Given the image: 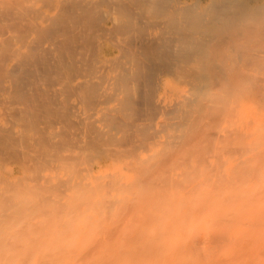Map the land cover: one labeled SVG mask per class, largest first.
Listing matches in <instances>:
<instances>
[{"label": "bare ground", "instance_id": "6f19581e", "mask_svg": "<svg viewBox=\"0 0 264 264\" xmlns=\"http://www.w3.org/2000/svg\"><path fill=\"white\" fill-rule=\"evenodd\" d=\"M256 114L264 0H0V264H139L161 249L176 253L170 264H205L197 258L211 259L213 243L246 239L226 240L225 218L220 235L205 230L221 195L261 183ZM220 137L228 154L215 153ZM255 214L246 225L264 224ZM203 238L185 261L199 250L179 241Z\"/></svg>", "mask_w": 264, "mask_h": 264}, {"label": "rangeland", "instance_id": "374dc122", "mask_svg": "<svg viewBox=\"0 0 264 264\" xmlns=\"http://www.w3.org/2000/svg\"><path fill=\"white\" fill-rule=\"evenodd\" d=\"M171 81H172V80H171V78H170V82H169V84H168V87L171 88V90H172V89L174 90V89H176L175 84H176V82H178V81L175 82L174 79H173L174 82H173V81L171 82ZM174 83H175V84H174ZM173 84H174V85H173ZM172 85H173V86H172ZM176 85H177V84H176ZM178 85L180 86V83H178ZM178 85H177V87H178ZM178 89H180V87H178ZM168 90H169V89H168ZM168 98H170V96H169ZM255 112H256V111H255ZM255 116L258 117L259 120H260V118H262V117L264 118L263 115H262V116H260V115L257 116V114H256ZM218 120H219V119H218ZM218 120H217V123L214 124L215 127H216V124H218ZM259 120H258L257 122H259ZM223 121H224V120H221V121H220V125L223 124ZM225 123H226V124H225ZM227 123H229V121H225V122H224V124H225L226 126L228 125ZM224 124H223V126H224L225 128H223V130L227 129V127H228V126L226 127ZM229 124H230V123H229ZM220 125L218 124L217 127H219ZM259 125H260V124H259ZM259 125H255V127H254V129H253V130H254V138H255V137L258 138V135H257V134H259V133L261 134V131H259V130L257 129L258 127H256V126H259ZM212 126H213V125H212ZM214 126L212 127V130H211V133H212V134H209V136H212V135H213ZM221 126H222V125H221ZM230 127H231V125L229 126L228 129H230ZM260 128H261V127H260ZM217 129H220V128H217ZM228 129H227L226 131H228ZM230 130H231V129H230ZM230 130H229V133H230ZM215 131H216V130H215ZM217 131H218V130H217ZM258 131H259V132H258ZM223 132L225 133V131H222V129H221V135H222ZM227 133H228V132H227ZM227 133H225V134H227ZM229 133H228V134H229ZM217 134H218V132H217ZM217 134H216V136L218 137ZM260 134H259V136H260ZM214 135H215V134H214ZM219 135H220V130H219ZM229 135H230V136H229ZM229 135H228L229 137H228V136L226 137V136H223V135H222V139L224 140L223 137H225L226 139L228 138L227 141H230V142H231V139H229V138H231V135H232V134H229ZM213 137H215V136H213ZM215 138H216V137H215ZM215 138H214V139H215ZM209 139H210V138H209ZM209 139H208V140H209ZM217 139H218V140H217V141H218V144H217L218 147H217L216 150H215V147H214V150H215V153H216V154H217V150H218V148H219V149H223V151L227 150V149H225V147L223 148V146H221V145H222L221 143H219V142H221V141H220V140H221V137H220V139H219V138H217ZM226 139H225V141H226ZM210 140L214 142V143L211 142V144L216 145V143H215L216 141L212 140V138H211ZM254 140H256V138H255ZM257 140H258V139H257ZM225 141H224V142H225ZM208 142H210V141H208ZM224 142L222 141L223 144H224ZM230 142H227V144L230 143ZM206 144H207V143H206ZM206 144H205L204 147L210 145V144H207V145H206ZM220 144H221V145H220ZM227 144H226V145H227ZM219 145H220V146H219ZM230 145H231V144H230ZM230 145L228 144V147H227V146H226V147L229 149ZM224 146H225V144H224ZM212 147H213V146H212ZM209 148H210V146H209ZM205 149L208 150V147L205 148ZM205 149H204V151H207V150H205ZM210 150H211V153L214 154L213 148H212V149H209L208 152H210ZM225 152H226V151H225ZM228 152H229V151H227L226 153L228 154ZM220 153H222L221 150L218 151V154H220ZM223 153H224V152H223ZM226 153H224L225 156L227 155ZM221 156H222L221 160L225 159V157H223V155H221ZM219 160H220V159H219ZM262 168H264V167H262ZM262 168H261L260 171H261V173L264 175V172H263V169H262ZM259 173H260V172H259ZM259 173H258L257 176L259 177L258 180L261 181V183H260L261 186H260V185H254L253 190H252V189L250 190L249 186H251V188H252V186H253V184H252V182H253V178H252L251 181L248 179L250 182H248V180H247V182H246V180H241V182H240V180H239L240 184L242 183V181H245V182L241 185V186H242V187H241V189H242L241 192L243 191V188H244V189H245V188H249V189H245V190H244V193H243V192H242V193H240V192L238 193V195L240 194L241 196H242V195L245 196V191L248 190V191H247V194H246V197H245V199L247 200V199L252 198V196H253L252 194H254V191H255L256 189H258V186H260V188H259L257 191H255V192L259 193V195H260V193H261V195L259 196V200H258V198H256V197H257V195H255L256 193H255L254 196H253V197H255L256 199H255V198H252L253 200L255 199V201H256V202H254V203H253V201L251 202L250 200H247V201H246V200L244 199L243 196H242L243 198H240V199H243V202H241L242 200L238 199L240 195L238 196L237 199H234V197H237V194L233 195V196H234V197H233V200H232V198H230V200H228V199H229V196H230V197H232V196H231V195H228L227 193H229V191H231V193H229V194H232V192H233V194H234L235 191H236V190L239 191L240 188L237 189V188H233V187H232L233 190L224 189V191H223L222 193H224V195H225V194L228 195V196L226 195V197L224 196L225 199H226V201H227L228 203L225 202V199H224L223 196L221 195V207H222V208L220 207L221 210H220V213H219V216H218L219 221H217V222L215 221V222L209 224L210 226L208 225V226L206 227V230H205V231H206L205 234H207V231H208L209 233H213V235H215L216 233H218V234L220 235V230L223 229L221 232H224L223 234L225 235L224 238H226V240H227V237H230V236L235 235L236 232H237V233H241L242 231L246 230L245 233H247V234H245L244 232L242 233L243 235L240 234V235H242V237H240L241 239H242V238L245 239V237H243V236H246V239H245L244 241H243V240H242V241H241V240H239V241H228V240H227V241H225L224 243H223V241H221V242H219V244H218V243H215V244H214V243L211 241V242L215 245V246H214V245L212 244L213 247L216 248L217 245H218V247H219V248L217 247V249L214 250V248H212V246H211V248L213 249V251H215V252H209V253H207V255L213 253V254H211V255H213V256L208 255V257H211V259H210V258H205L206 255H205L204 257L201 256V253H202V251H201L202 249H201V248H202V244H203V242H204V245H203V248H204V249H203V250H205V247H204V246L206 245V244H205L206 241H205L204 238H203L204 240L200 239V240H198V241H191V242H190V241H179V242H181L182 244H187V242H188L189 246H190V244L192 243V244H191V245H192L191 247H193V246L196 247V249L193 247V248H194L193 251H195V250H197V251L199 250V251H198V252L195 251V254H194V253L192 252V249L187 250L188 248L186 249V248H182V247H181L180 250H178V251H180V252H178V255H179V253H180L181 255H183L182 253H183L184 251H182V250H185V249H186L185 253L188 251V252H189V255L187 256L188 252L186 253V255H185V253H184V255L187 257V258L184 257V260H185V261H186V260H190V259L192 260V258H193L192 256H194V259H195V260H196L197 257L201 256V257H199V259L197 258V260L202 261V258H203L204 262L202 261V263H205V264H209V262H210L209 260H211L212 263L214 262V260H215V261L218 260V261H217L218 264H219V262H220V264H264V241H246L249 237H252V236H253V238H255V239L262 238V237H261V234H262V232L264 231V228H263V227H261V228H263V231H262V229H261L260 227H258V225H259V224H262V223H259V224L257 223V221L259 222V219H260V221L263 220V219L261 220V216L263 217V215H264L263 213L261 214V212H264V210L261 211L262 209H261V204H260L261 202H264V201H260V197H263V196H264V191H263V189H264V181H262V180H264V178H263L264 176H262V175L260 176L261 173H260V174H259ZM255 177H256V176H255ZM255 177H254V180H255L256 183H255V182H253V183H254V184H258L257 181H256L257 178H255ZM262 178H263V179H262ZM236 182H238V181H236ZM239 182H238V183H239ZM258 182H259V181H258ZM238 183H237V185H236V183H235L236 187H240V186H238ZM255 186H256V187H255ZM234 187H235V186H234ZM234 189H235V191H234ZM261 189H262V190H261ZM227 190H228V191H227ZM226 191H227V192H226ZM259 191H260V192H259ZM261 191H262V192H261ZM225 192H226V193H225ZM251 192H252V193H251ZM250 193H251V194H250ZM251 195H252V196H251ZM241 196H240V197H241ZM222 198H223V200H224V203H223ZM252 199H251V200H252ZM235 200H236V202H235ZM238 200H240V201H239L240 204L237 202ZM244 200H245V201H244ZM257 200H258V201H257ZM261 200H263V198H261ZM230 201H231V202L233 201V203H231ZM248 201H249V203H247ZM234 202H235V203H234ZM245 202H246V203H245ZM257 202H258V203H257ZM236 203H238V204H236ZM252 203H253V205H252ZM229 204H230V206H229ZM246 204L248 205L249 208H248V207L245 208V207H246ZM249 204H250V205H249ZM258 204H259V205H258ZM241 205H242V206H241ZM243 205H244V206H243ZM262 205H264V203H262ZM168 206H169V205H168ZM223 206H224V207H223ZM251 206H252V208L258 209L256 214H255V212L253 213L254 209H253L252 211H250V210L252 209ZM253 206H254V207H253ZM170 207H171V205H170ZM231 207H232V209H231ZM233 207H235L236 209L233 208ZM173 208H174V205H173ZM229 208H230L231 210H230ZM239 208H244V209H246V210H245L246 212H244V211L242 210V211H243L242 213H243V214L245 213L244 215H250V217H247V218H249L250 220H253V221H254V217H253V215L255 214V217H256V218H255V221L257 220V221H256V223H257V227H255V226H256V225H254L255 223L252 224L253 221H251L250 224H251L252 227L248 228L250 224H247V225H246L245 222H246V221L249 222V220H247L246 216H245V218H244V216H243V218H242V217H241L242 215H240V219L242 218V222H241V221H238V220H239ZM262 208H264V206H263ZM225 209H226V211H228V213L224 212ZM259 210H260V211H259ZM222 211H223V214H222ZM249 211H250V212H249ZM255 211H256V210H255ZM258 211L260 212V214H259L258 217H257ZM237 212H238V214H237ZM240 212H241V211H240ZM248 212H249V214H248ZM235 213H236V216H235ZM242 213H241V214H242ZM224 214H225L226 216H227V215H228V216L230 215V217H231L232 214H233V216L231 217V218H233V219H231V220L229 221L230 218L226 219L227 217H226ZM221 215H222V216H221ZM223 215H224V216H223ZM251 216H252V218H251ZM234 217H235V218H234ZM218 218H217V219H218ZM224 218H225V220H224ZM236 219H238V220H236ZM222 220H224L225 222L222 221ZM232 220H233V221L235 220V221H234L235 224H234V222H233L234 225H233V224H230V225L227 224V223L231 222ZM221 221H222V224H221ZM227 221H228V222H227ZM237 221H238V223H237ZM153 223H154V222H153ZM224 223H225V225L222 226V227H224V228H221V227H220V224L223 225ZM242 223H243V224H242ZM244 223H245V225H244ZM212 224H215V225H213V226H217V227H211ZM226 224L229 225V226H227ZM153 225H155V224H153ZM193 225H196V224H193ZM262 225H264V224H262ZM225 226H227L228 229H225ZM254 227H255L256 229H258V230H257V233H258V231L261 229V234H260V236H258V234H257L258 237L255 235L256 233H254V232H255L256 229H255ZM207 228H208V229H207ZM212 228H213V230H214L213 232H212ZM214 228H216V229H214ZM220 228H221V229H220ZM247 228H248L249 230H248ZM252 228H254V229L252 230ZM259 228H260V229H259ZM217 229H218V230L220 229V230L218 231ZM215 230H216V231H215ZM247 230H248V231H247ZM251 230H252V231H251ZM217 231H218V232H217ZM249 231H251V233H250L251 235L248 233ZM215 232H216V233H215ZM253 234L255 235V237H254ZM211 235H212V234H211ZM216 235H217V234H216ZM221 235H222V234H221ZM206 236H210V235L207 234ZM222 236H223V235H222ZM240 238H238V239H240ZM258 240H259V239H258ZM18 242H19V241H18ZM20 242H23V241H20ZM24 242H25V241H24ZM26 242H27V241H26ZM28 242H29V241H28ZM30 242H32V241H30ZM62 242H67V241H62ZM76 242H79V241H76ZM81 242H83V241H81ZM81 242H80V243H81ZM87 242L89 243V241H87ZM87 242L85 241V242H83V243L87 244ZM93 242H95V241H93ZM96 242H97V241H96ZM129 242H133V243H134V241H129ZM137 242H138V241H136V243H137ZM142 242H143V244H150V243L153 244V243H154L153 245H155V244H156V245L159 244L158 246H161V244H163L164 241H159V242H158V241H156V242H155V241H152V242L150 241L149 243H148V241H146V242H145V241H142ZM157 242H158V243H157ZM165 242H166V243H164L163 245H171L172 243L174 244V241H172V243H171L170 241H169V242H168V241H165ZM167 242H168V243H167ZM175 242H177V241H175ZM189 242H190V243H189ZM140 243H141V241H140L138 244H140ZM169 243H170V244H169ZM220 244H221V245H220ZM235 244H236V245H235ZM174 245H175V244H174ZM220 246H221V247H220ZM233 246H234V247H233ZM235 246H236V249H235ZM191 247H189V248H191ZM226 247H227V249H226ZM232 247H233V248H232ZM161 248H165V247L161 246ZM224 248H225L226 250H228L227 253H228L229 255L231 254V253H229L230 250H231L232 252H233V250H235V251H236L235 255H234V253H232V254H233V257H232V256H229V258H230V259H229L228 256H227L228 254L226 253V250H225V253L223 252V251H224V250H223ZM231 248H232V249H231ZM156 249H160V247H159V248H156ZM168 249H169V248H168ZM172 249H173V248H172ZM200 249H201V250H200ZM220 249H221V250H220ZM164 250H165V251H164ZM166 250H167V249H161V250H159V251H155V250H154V252H152L151 254L148 253L149 256H148V255H145V257H144V256H140V257H142V260L140 261L139 264H141V262H142V264H143V258H145L144 261L146 260V261L144 262V264H148V262H150V261H151L150 263H152V264L155 263V262H157V264H160L159 259L161 258V255H162V258H163V259H165V258L168 259V260L165 259L164 262L170 260V262H165V263L161 262V263H163V264H170V263H173L174 260H172V259H175V258H176V255H175L176 253H175L174 251H173L174 253L171 252L172 250L169 249V250H168V251H169L168 253L171 252L172 254L170 253V256H169V257H166V255H168V253L166 252ZM170 250H171V251H170ZM218 250H220V252H219ZM161 251H163V252H161ZM181 251H182V252H181ZM211 251H212V250H211ZM216 251H217V252H216ZM235 251H234V252H235ZM159 252H161V253L159 254ZM165 252H166L167 254H166ZM199 252H201V253H199ZM191 253H192V255H191ZM215 253H216V254H215ZM223 253H224L225 255H223ZM91 254H92V253H91ZM152 254H153V255H152ZM163 254H165V255H164L165 258H164V256H163ZM203 254H206V253L203 252ZM203 254H202V255H203ZM214 254H215V255H214ZM217 254L219 255V257H218ZM226 254H227V255H226ZM93 255H95V254H92L91 257H89V256H88V257H89V258H92ZM150 255H151V256H150ZM156 255H158V256H156ZM159 255H160V257H159ZM184 255H183V256H184ZM196 255H197V256H196ZM220 255H221V256H220ZM222 255H223V257H226V256H227V257H226L227 260H226L225 258H223ZM152 256H153V259L150 258V257H152ZM179 256H180V255H179ZM179 256H178V257H179ZM190 256H191L192 258H191ZM65 257H66V256H65ZM65 257H64L63 260H62L63 262L70 258V257H67V258H65ZM88 257H87V259H85V260H89ZM154 257H155V258H154ZM157 257H158V259H157ZM189 257H190V258H189ZM206 257H207V256H206ZM217 257H218V259H217ZM147 258H148V259L150 258V259L147 260ZM162 258H161V260H163ZM170 258H171V259H170ZM212 258L214 259L213 261H212ZM65 259H66V260H65ZM118 259H121V258H118ZM180 259H181V260H180ZM180 259L177 258L178 263H179V262H180V263L183 262V258L181 257ZM207 259H209V260L206 262ZM216 259H217V260H216ZM219 259H221V261H219ZM74 260L76 261V257H74V259H73V258H70L69 261L72 262V261H74ZM75 261H74V262H75ZM153 261H154V262H153ZM227 261H228L229 263H227ZM28 262H29V261H28ZM158 262H159V263H158ZM176 262H177V261H176ZM211 262H210V263H211ZM212 263H211V264H212ZM116 264H118V262H116Z\"/></svg>", "mask_w": 264, "mask_h": 264}]
</instances>
